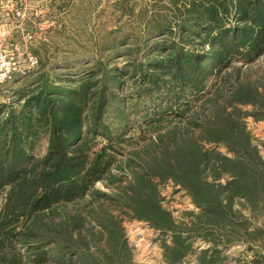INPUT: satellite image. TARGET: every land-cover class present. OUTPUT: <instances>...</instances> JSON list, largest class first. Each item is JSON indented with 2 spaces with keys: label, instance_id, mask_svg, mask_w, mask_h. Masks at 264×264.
<instances>
[{
  "label": "trees",
  "instance_id": "16d2710c",
  "mask_svg": "<svg viewBox=\"0 0 264 264\" xmlns=\"http://www.w3.org/2000/svg\"><path fill=\"white\" fill-rule=\"evenodd\" d=\"M183 1L177 6L182 21L168 27L169 43L133 63L137 96L126 97L136 101L129 103L133 110H143L153 96L161 100L156 104L161 114L154 111L149 125L172 123L164 115L173 108L174 118L182 120L137 153L139 168L131 167L115 196L94 188L108 178L114 161L107 146L95 148L102 135L108 146L117 142L107 116L127 115L121 92L126 67L100 61L90 71L57 83L58 76L51 77L42 65L31 85L18 92L20 111L11 105L2 115L0 107V192L6 193L0 207V264L22 263L19 244L36 247V264L49 252L65 264H135L121 220L105 205L110 200L132 219L171 232L173 242L164 244L165 260L180 264L192 247L183 231H196L208 241L236 233L234 200L244 199L251 207L262 203L264 157L253 144L240 105L264 111V75L254 82L248 74L242 79L235 61L250 65L264 55V0ZM195 38H204L211 48L202 53L184 45ZM163 83H168L165 90ZM141 98L148 104L141 105ZM123 128L117 136H123ZM41 133L47 146L37 155ZM205 144L223 145L231 155ZM168 180L200 209L192 220L178 223L163 207L158 183ZM86 197L102 200L91 215L110 249L97 246L99 236L92 227L83 233L86 218L81 213H67L60 220L54 216L59 206ZM218 250L215 245L212 252ZM208 253H200L203 263Z\"/></svg>",
  "mask_w": 264,
  "mask_h": 264
},
{
  "label": "rangeland",
  "instance_id": "374dc122",
  "mask_svg": "<svg viewBox=\"0 0 264 264\" xmlns=\"http://www.w3.org/2000/svg\"><path fill=\"white\" fill-rule=\"evenodd\" d=\"M182 2L184 1L0 0V67L1 64H6L12 72L10 76L7 74L0 77L2 115L8 113L6 107L11 105L14 112L20 111L23 100L16 101L18 92L31 85L42 65L51 77L54 74L58 76L57 83L66 77H76L79 73L90 71L100 61L105 62L107 67L119 69L126 67V74L122 77L124 80L121 92L124 93L127 115L124 119L113 114L107 116L117 142L108 146V139L102 135L99 136L100 142L95 148V151H99L103 146H107V151L113 155L114 161L108 178L96 182L94 188L115 196L118 187L126 185L131 167H138L137 153L141 154L144 147L156 142L170 127L182 120L178 117L174 118L176 109L173 108L167 110L164 115L173 119L172 123L161 122L149 125L154 111L161 114L160 107L157 108L156 105L161 100L153 96L154 99L148 100L147 102H150L148 104L141 98V105H148L142 106L143 110H133L129 103L134 104L136 101L131 102V99L126 98H130L131 95L133 98L137 96L136 84L131 73L137 61L148 59L149 55L156 53L155 50L159 45L169 43L168 37L171 35L168 27L175 28L177 23L182 21L178 10ZM202 33L206 32L202 31ZM175 38L178 40L177 35ZM204 42V38H195L184 45L186 47L194 45L200 52L205 53L211 46L209 42ZM235 62V66L241 68L242 79H245L244 74H248L250 81L254 82L259 76L264 75V55L250 65H245L242 61ZM216 83L217 86L220 85L219 81ZM167 84L163 83L162 89L165 90ZM240 106L253 144L260 149L264 157V111L261 113L259 112L261 110L252 105ZM122 128L125 133L123 136H117L116 131H122ZM40 136L41 139L36 143L37 155H43L47 146L46 136L43 133ZM205 147L215 148L223 154L231 155L223 145L205 144ZM142 155L145 157L144 153ZM226 177L227 175L223 176L219 182H225ZM158 188L163 207L171 212L178 223L188 222L200 212L190 195L173 181L158 183ZM5 194L0 192V207L4 202ZM100 201L102 200L89 201L86 197L75 203L59 206L54 216L56 220H60L67 213H81L86 218L83 233L89 231L88 227H92L99 236L97 246L110 249L111 243L104 242L100 238L101 228L91 215L98 211L95 207ZM261 202L258 206L251 207L244 199L234 200L233 207L238 223L236 233L217 234L214 240L208 241L196 231L194 233L183 231L182 234L188 238L187 241H191L192 247L185 253L180 264H264V199ZM116 204L110 200L106 201L105 205L121 220L128 244L132 249L133 262L167 264L164 244L173 242L172 233L155 229L145 221L132 219ZM215 245L219 249L216 254L212 252ZM17 248L22 255L21 264H36L34 260H38L39 255L35 246L19 244ZM96 249L94 245L92 250ZM206 249L209 253L206 262L203 263L200 253ZM50 254L49 252L44 261L41 260L38 264H65Z\"/></svg>",
  "mask_w": 264,
  "mask_h": 264
},
{
  "label": "built area",
  "instance_id": "2783aa9c",
  "mask_svg": "<svg viewBox=\"0 0 264 264\" xmlns=\"http://www.w3.org/2000/svg\"><path fill=\"white\" fill-rule=\"evenodd\" d=\"M6 69H8V68L6 67V64H5V65H4V64H1V67H0V77H1V76H6L7 74H9V76L11 75L12 72H10L9 69H8V71H7Z\"/></svg>",
  "mask_w": 264,
  "mask_h": 264
}]
</instances>
